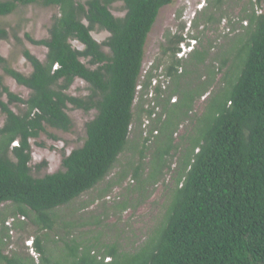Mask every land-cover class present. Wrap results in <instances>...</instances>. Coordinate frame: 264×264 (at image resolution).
<instances>
[{
    "label": "trees",
    "instance_id": "obj_1",
    "mask_svg": "<svg viewBox=\"0 0 264 264\" xmlns=\"http://www.w3.org/2000/svg\"><path fill=\"white\" fill-rule=\"evenodd\" d=\"M116 1L0 0L4 17L33 5L59 10L47 39L28 38L47 49L45 61L23 52L32 66L30 75L12 69L0 56L4 72L31 92L26 100L15 95L0 76L8 97L7 102L0 99L6 117L0 128V206L11 205L0 213V264H264V12L253 8L242 17L247 26L236 40L245 37V42L227 52L220 68L227 73L213 93L214 80L196 85L188 80L207 62L200 39V48L183 61L178 55L184 38L168 36L162 58L167 60L164 76L173 85L163 92L154 84V67L143 75V62L160 11L174 0H121L124 17L112 12ZM96 30L109 33L108 39L99 43ZM0 38L7 33L1 30ZM74 42L84 48H75ZM77 79L88 85L87 96L69 94ZM151 91L161 111L148 138L139 134L132 139L142 118L153 121L154 110L134 112L136 101ZM205 96V109L196 115L195 103ZM15 104L24 109L16 113L11 109ZM69 105L96 112L85 126L86 140L64 156L62 169L35 177L31 141L46 134L47 127L70 132ZM187 122L192 130L180 146L175 137ZM179 151L177 177L155 227L132 249L119 237L106 243L103 221L86 213L95 200L82 199L96 193L106 207L103 201L113 189L130 179L127 192L137 195L141 205ZM129 205L128 200L115 204L113 216L121 220ZM9 224L22 232L26 226L35 228L37 260L5 252Z\"/></svg>",
    "mask_w": 264,
    "mask_h": 264
},
{
    "label": "rangeland",
    "instance_id": "obj_2",
    "mask_svg": "<svg viewBox=\"0 0 264 264\" xmlns=\"http://www.w3.org/2000/svg\"><path fill=\"white\" fill-rule=\"evenodd\" d=\"M253 8L258 13H263L264 0H261V2L258 0H222L220 3L215 0H174L172 5L161 9L158 19L148 36L143 62V75L154 67L153 81L155 86H159L163 92H169L173 84L171 78L164 76L167 60L163 61L162 47L166 44L168 36H182L184 42L181 45V53L178 58L183 61L189 59V54L193 49L200 48V41L208 50L206 64L199 68L198 74L193 75L188 80L192 85L214 80L211 92H215L218 87L222 86L223 78L227 73L226 69H220L223 60L227 58V52L231 47L234 48L233 51L239 50L245 42V37L237 40L236 38L245 33L247 22L242 21V17L246 12L251 13ZM111 9L116 17H124L126 14L124 3L121 0H117ZM58 15L59 10L56 7L33 5L20 7L9 16H0V31L7 33L6 39L0 38V56L7 61L12 69L24 75H30L32 66L24 57L23 52L29 50L41 61H45L47 49L33 44L28 38L30 37L35 41L47 39L53 19ZM93 36L99 43H103L108 39L109 33L96 30L93 32ZM73 46L80 50L84 48L78 42H74ZM104 50L109 52L108 48L104 47ZM0 76L3 78L4 86L12 93L25 100L28 99L31 93L30 90L19 85L12 77L8 76L2 67H0ZM88 93V85L80 79L75 81L69 91L70 95L76 97H85ZM207 97L205 96L195 103L194 113L196 115H200L204 111ZM0 99L5 102L8 101V97L2 92L1 86ZM154 99V92L151 91L147 97H144L143 101H136L134 110L136 116L145 115L142 109L144 111L154 110L155 114L153 121L144 117L142 118V126L135 125L133 127L132 139H138L139 134L142 136L141 139L150 136V131L155 126L154 119L161 111L160 106L156 107ZM171 100L174 102L177 97H172ZM11 109L19 113L24 107L15 104L11 106ZM68 114L73 121V128L70 132L47 127L46 134H42L40 138L31 141L33 176L44 177L56 173L62 169L64 156L83 146L86 140L85 126L95 117L96 112L86 113L69 105ZM5 120L6 117L0 110V128L4 125ZM191 130L192 126L188 122L184 123L175 137L176 143L183 146L182 143L185 142H182L183 136L189 134ZM149 145L151 146L150 142ZM180 157V151L174 152L171 158V169L169 171L166 169L161 181L155 187L149 188L148 198L141 205L137 204L140 200L137 195L127 192V188L133 184L130 179L123 186L113 189L110 196L103 201L106 207L102 205V201L96 199V193L82 199L84 202L95 200L86 213H92L101 218L106 226L102 233L106 243L113 242L119 237L125 248L132 249L133 246L146 238L161 219L168 188L174 185L177 177ZM148 162L149 158L147 157L146 163L148 164ZM114 177L115 175H112L111 178ZM124 200H128L131 207L137 205L138 207L134 209L130 208L129 205L128 210L121 214V220H117L113 216V207ZM9 209H11L10 204L1 205L0 213ZM8 223L12 225L13 220H9ZM23 230L22 232L11 227V240L5 252L9 255H13L14 252L28 254L37 260L38 255H36L34 249L36 230L32 226H26ZM59 235L63 236L64 233L60 232Z\"/></svg>",
    "mask_w": 264,
    "mask_h": 264
}]
</instances>
